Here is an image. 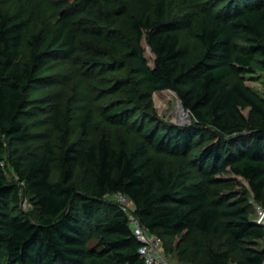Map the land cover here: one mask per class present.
Listing matches in <instances>:
<instances>
[{"label":"trees","instance_id":"1","mask_svg":"<svg viewBox=\"0 0 264 264\" xmlns=\"http://www.w3.org/2000/svg\"><path fill=\"white\" fill-rule=\"evenodd\" d=\"M57 1L66 6L49 30V43L47 36L32 34L26 61L21 48L28 25L0 3V154L6 151L4 138L14 142L29 135L21 114L36 75L49 57L69 58L78 45L90 51L88 63L113 74V95L125 102L110 105L108 120L130 119V107L141 96L112 34L123 0ZM133 1L143 10L130 20V30L144 83L152 91H175L192 123L162 132L152 123L134 147L126 140L117 147L107 133L87 140L90 112L81 124L82 137L70 141L64 110L57 108L58 149L49 145L27 162L14 160L12 179L0 165V264H146L128 215L108 197L119 192L163 243L183 233L219 236L229 249L244 244L243 259L233 263L264 264V230L250 203L251 197L264 202V98L234 79L264 57V0L203 7L196 30L203 46L199 55L181 43L180 32L194 29L191 19H170L167 0ZM145 35L156 56L154 67L144 55ZM151 142L179 162L168 168L150 151ZM54 163L60 169L56 179ZM227 174L243 177L249 187L228 191ZM23 188L35 205L34 218L16 209ZM205 254L206 264L230 262L228 251Z\"/></svg>","mask_w":264,"mask_h":264},{"label":"rangeland","instance_id":"2","mask_svg":"<svg viewBox=\"0 0 264 264\" xmlns=\"http://www.w3.org/2000/svg\"><path fill=\"white\" fill-rule=\"evenodd\" d=\"M169 18L185 22L193 21V31L183 29L181 33L182 46L193 55L203 52V46L196 36L198 16L200 10L207 5H217L218 9L225 6L231 0H167ZM72 0H69L70 4ZM4 8L8 9L23 19L28 25L23 30V43L21 59L26 61L30 57V38L32 34L47 36L49 43L51 37L49 30L53 28L56 18L64 10L65 6L57 0H0ZM142 7L133 0H123L120 11L113 17L114 29L112 34L118 43V47L127 55L130 72L136 82L140 93L139 99L130 107V119H123L122 123H114L106 118L110 105L120 103L113 95L111 89V74L106 66H98L88 63L90 51L84 46L78 45L77 52L71 57H49L48 64L36 75L27 91V109L21 114V120L28 125L29 135L24 140L11 142L4 138L6 151L0 154V165L5 170L9 179L14 177L13 161L27 162L32 157L42 154L49 145L58 149L60 145L59 133L53 127V120L57 108L64 110L68 137L70 141L82 137V121L90 112V121L87 140H96L102 133H107L113 143L118 147L123 140L128 141L132 147L141 141V136L146 127L156 123V132L175 124L182 125L188 119L175 117L181 99L173 90L152 91L146 83L141 72L137 58V49L130 30V20L142 13ZM80 17H76L75 20ZM144 55L151 67L155 65V53L147 42L146 35L142 39ZM39 50H46V46ZM235 80H241L264 98V57L258 56L246 72L236 76ZM174 95V98L170 96ZM170 95V96H169ZM184 111L191 113L184 108ZM248 109L245 110L248 113ZM188 117V118H189ZM150 151L163 158L168 168H172L179 160L171 158L160 144L149 145ZM16 149V151H15ZM194 158V157H193ZM60 169L57 163L53 164V179L59 175ZM228 179L227 189L234 191L249 187V183L241 176L234 174L224 175ZM200 175L194 172L192 181H199ZM228 189V191L230 190ZM117 201L115 195L108 196ZM252 198V197H251ZM251 201V199H250ZM251 203V202H250ZM18 212L34 218L37 214L35 205L30 201V196L23 188L21 202L16 205ZM97 242L96 237L90 239V244ZM243 246L229 249L225 238L205 235L199 232L183 233L178 236L168 237L163 244L170 264H206L205 250L228 251L230 262H239L243 259ZM260 247H263L262 242ZM3 256L0 254V263Z\"/></svg>","mask_w":264,"mask_h":264},{"label":"built area","instance_id":"3","mask_svg":"<svg viewBox=\"0 0 264 264\" xmlns=\"http://www.w3.org/2000/svg\"><path fill=\"white\" fill-rule=\"evenodd\" d=\"M114 195L117 199L116 202L128 215L129 223L132 226L136 237L142 242L139 252L144 258L146 264H170L163 252V239L151 234L149 229L141 222L139 216L135 213V205L133 201L126 194L121 192ZM250 202L253 207L254 220L264 230V202H258L253 197ZM262 245L264 248V238L262 239Z\"/></svg>","mask_w":264,"mask_h":264},{"label":"bare ground","instance_id":"4","mask_svg":"<svg viewBox=\"0 0 264 264\" xmlns=\"http://www.w3.org/2000/svg\"><path fill=\"white\" fill-rule=\"evenodd\" d=\"M174 95H176V94H174ZM174 95L172 94V96H170V95L169 96H170V98L171 97L174 98ZM188 115H189V113L184 111V107L182 106V103L179 102L177 111L175 112V117L178 118L179 120L188 119V117H189Z\"/></svg>","mask_w":264,"mask_h":264},{"label":"water","instance_id":"5","mask_svg":"<svg viewBox=\"0 0 264 264\" xmlns=\"http://www.w3.org/2000/svg\"><path fill=\"white\" fill-rule=\"evenodd\" d=\"M181 103H182V106L184 107V104H183L182 101H181ZM190 121H191V116L188 118V120H186V121H184V122H181V124H182V125H185V124H187L188 122L190 123Z\"/></svg>","mask_w":264,"mask_h":264}]
</instances>
